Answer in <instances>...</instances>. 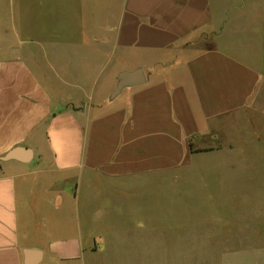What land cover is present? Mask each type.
<instances>
[{
    "label": "crops",
    "instance_id": "0c3cea01",
    "mask_svg": "<svg viewBox=\"0 0 264 264\" xmlns=\"http://www.w3.org/2000/svg\"><path fill=\"white\" fill-rule=\"evenodd\" d=\"M30 262L264 264V0H0V264Z\"/></svg>",
    "mask_w": 264,
    "mask_h": 264
},
{
    "label": "rangeland",
    "instance_id": "374dc122",
    "mask_svg": "<svg viewBox=\"0 0 264 264\" xmlns=\"http://www.w3.org/2000/svg\"><path fill=\"white\" fill-rule=\"evenodd\" d=\"M242 176L244 177L245 176V173L244 174H239L238 175V179H231V181L229 182L230 184H232V190L235 189V194L233 196V199L236 201L237 203V208H238V214H243L244 211H246L245 209V205H246V200H247V197L249 196L248 195V190L246 189L247 188V184H248V181L246 178H242ZM257 183V181H256ZM220 189H223L224 191H226V189L224 188H220ZM135 192L133 191L132 193H127V195H130V194H134ZM137 195H140V196H145V197H150V196H153V192L151 189L149 188H143L141 189V191L138 193H136ZM159 195H162V196H169L170 194L169 193H166V192H163V191H159ZM200 197V195H199ZM195 198L198 199V196H196ZM201 200H204L205 197H201L200 198ZM209 203L207 201V199L205 200V202L203 204H200L202 205V209L207 208L206 210V214L209 215V213H213L214 212V205H210L207 204ZM191 211H196L199 209V205H197V203H195V201H191ZM198 207V209H197ZM198 219V218H197ZM166 221V220H165ZM186 222V221H185ZM167 224H173L174 227H181V223H182V220H176V221H171V220H167L166 222ZM166 224V226H167ZM236 226H233V230H230V228L227 230V234L226 235H223L221 237H217L220 242H221V245H222V250H228V248H231L233 246H235L236 242H239L240 239H243V238H246V239H249L251 238V232L253 231V227L255 225V221L253 220H239L236 222ZM100 230V228H98ZM232 231V232H231ZM218 242V240H217ZM218 247V245H217Z\"/></svg>",
    "mask_w": 264,
    "mask_h": 264
},
{
    "label": "water",
    "instance_id": "95a60500",
    "mask_svg": "<svg viewBox=\"0 0 264 264\" xmlns=\"http://www.w3.org/2000/svg\"><path fill=\"white\" fill-rule=\"evenodd\" d=\"M125 85V78L122 76L120 78V88H122ZM33 158L32 152L29 149L17 147L11 150L9 153H7L2 160L3 161H12L17 160L23 163L30 162ZM30 264H34L33 262H30Z\"/></svg>",
    "mask_w": 264,
    "mask_h": 264
}]
</instances>
